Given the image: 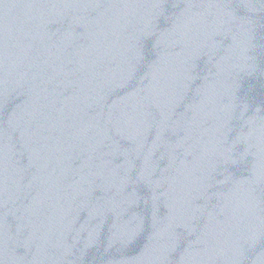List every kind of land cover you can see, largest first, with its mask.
<instances>
[{
    "label": "water",
    "instance_id": "water-1",
    "mask_svg": "<svg viewBox=\"0 0 264 264\" xmlns=\"http://www.w3.org/2000/svg\"><path fill=\"white\" fill-rule=\"evenodd\" d=\"M0 264H264V0H0Z\"/></svg>",
    "mask_w": 264,
    "mask_h": 264
}]
</instances>
